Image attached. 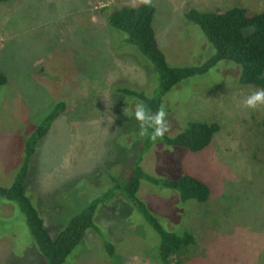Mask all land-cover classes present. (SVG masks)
<instances>
[{
  "label": "rangeland",
  "instance_id": "obj_1",
  "mask_svg": "<svg viewBox=\"0 0 264 264\" xmlns=\"http://www.w3.org/2000/svg\"><path fill=\"white\" fill-rule=\"evenodd\" d=\"M139 3H0V72L7 76L0 87V186L12 184L25 141L63 102L65 110L30 159L24 184L51 236L113 187V179L120 180L142 154L147 174L191 175L211 190L204 204L179 203L174 191L160 187L143 185L137 193L163 228L193 234L195 244L181 264H264V106L243 105L256 89L235 86L237 70L226 61L180 82L162 98L170 124L166 134L176 135L191 120L215 122L219 131L201 153L155 143L146 149L151 140L139 136L134 118L139 101L124 90L153 97L157 85L148 61L106 22L110 11ZM152 5L157 44L174 67L199 65L214 55L200 28L184 17L192 7L264 10V0H152ZM94 222L100 236L87 231L64 264H160L152 248L157 236L126 199L100 205ZM104 241L113 245L112 255ZM38 255L22 214L0 200V264H41Z\"/></svg>",
  "mask_w": 264,
  "mask_h": 264
},
{
  "label": "trees",
  "instance_id": "obj_2",
  "mask_svg": "<svg viewBox=\"0 0 264 264\" xmlns=\"http://www.w3.org/2000/svg\"><path fill=\"white\" fill-rule=\"evenodd\" d=\"M7 1L10 0H0V3ZM197 9L192 7L184 13V17L200 28L213 47L214 55L199 65L185 67L170 66L159 48L152 26L155 14L153 5L139 3L134 7L123 6L110 11L107 15L108 26L123 34L125 38L123 37L122 41L135 47L148 61L153 74L152 80L153 82L155 80L157 85L153 97H149L144 91L128 89L124 90V94L139 102L143 101L153 113L160 108L162 98L173 87L182 81L207 74L221 61L235 65L233 70H237V75L232 76L235 86L252 87L256 90L264 88V10L250 14L242 6H233L224 11L219 8L209 12ZM6 84L7 76L0 72V87ZM64 110L65 103L59 102L43 118L25 141L23 161L12 184L9 187L0 186V200L13 204L24 217L37 247L40 263L64 264L87 231L100 236L101 233L94 222L97 209L115 197H120L130 202L142 221L157 236L158 243L152 247L156 261L160 264H181L182 254L184 255V252L195 244L193 234L186 228L177 227L169 231L163 228L160 220L148 210L137 193L143 185L151 188L160 187L174 191L179 203L192 201L204 204L209 200L211 190L204 181L191 175L169 178L147 174L140 165L142 154L120 180L113 179L115 180L113 187L92 199L69 220L57 236L49 234L38 210L26 194L24 184L31 157L50 131L53 122ZM219 129V124L215 122L191 120L184 128H180L176 135L165 134L162 140L150 141L145 148L148 149L155 143L164 147L182 148L193 154L201 153L211 144ZM104 242V249L112 255L113 245Z\"/></svg>",
  "mask_w": 264,
  "mask_h": 264
},
{
  "label": "clouds",
  "instance_id": "obj_3",
  "mask_svg": "<svg viewBox=\"0 0 264 264\" xmlns=\"http://www.w3.org/2000/svg\"><path fill=\"white\" fill-rule=\"evenodd\" d=\"M140 3L151 6L152 0H140ZM243 105L253 110L264 106V88L258 89L248 95L243 101ZM166 117L167 112L163 106L153 113L143 101L135 104L134 118L138 122V134L142 138L147 137L151 141L162 140L170 130V124ZM149 129H152L151 133Z\"/></svg>",
  "mask_w": 264,
  "mask_h": 264
}]
</instances>
